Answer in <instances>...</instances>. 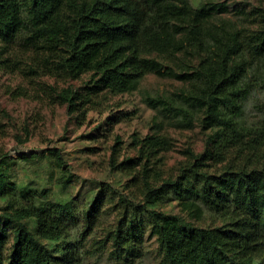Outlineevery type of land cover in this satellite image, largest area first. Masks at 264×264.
Wrapping results in <instances>:
<instances>
[{
    "label": "trees",
    "instance_id": "16d2710c",
    "mask_svg": "<svg viewBox=\"0 0 264 264\" xmlns=\"http://www.w3.org/2000/svg\"><path fill=\"white\" fill-rule=\"evenodd\" d=\"M224 11L190 0H0V41L30 42L48 74L70 83L54 93L78 124L106 112L103 126L120 122L112 98L137 91L148 74L183 85L143 98L154 131L131 137L135 153L120 159L115 139L109 167L127 177V194L101 181L80 207L77 197L16 181L13 162L1 158L0 264H83L105 205L117 220L102 243L123 264H140L146 234L164 264H264V117L244 119L247 100L264 92V9L237 21L219 17ZM165 121L209 132L202 152L187 150L166 173ZM48 155L65 165L59 149Z\"/></svg>",
    "mask_w": 264,
    "mask_h": 264
},
{
    "label": "rangeland",
    "instance_id": "374dc122",
    "mask_svg": "<svg viewBox=\"0 0 264 264\" xmlns=\"http://www.w3.org/2000/svg\"><path fill=\"white\" fill-rule=\"evenodd\" d=\"M190 1L194 6L207 2L223 4L226 11L219 17L235 21L255 7L264 9V0ZM0 59H6L0 64V159L7 157V162H13L10 170L16 181L47 187L58 199L77 197L79 206L91 193L94 183L103 181L119 191H126L120 185L127 182V177L112 172L109 167L115 139L123 142L120 159L126 153H135L127 145L131 137L154 131L151 127L156 113L143 102V98L147 95L165 96L183 86L174 79L148 74L141 80L137 91L112 98L114 105L122 104L120 108L115 107L125 113L120 122L103 126L106 112L102 115L89 113L85 122L78 124L66 106L57 102L54 93L55 89L70 83L48 74L42 56L30 42L21 38L11 44L0 41ZM263 102L264 92H256L247 100L244 114L247 125L256 124L264 117L261 112ZM160 118L157 116V121ZM90 133L94 135L89 137ZM159 133L170 143L162 154L166 173L186 159L187 150L202 152L209 132L202 131L196 124L191 128H180L165 121ZM52 148L60 150L64 166L59 167L49 157ZM17 153H24L27 160L19 159ZM166 209L178 212L171 205ZM116 220L115 208L105 205L84 243L83 264H123L113 257L111 245L102 243L106 233L116 225ZM79 222L75 229L78 232L83 227L82 217ZM140 261V264H164L156 237L145 235Z\"/></svg>",
    "mask_w": 264,
    "mask_h": 264
},
{
    "label": "built area",
    "instance_id": "2783aa9c",
    "mask_svg": "<svg viewBox=\"0 0 264 264\" xmlns=\"http://www.w3.org/2000/svg\"><path fill=\"white\" fill-rule=\"evenodd\" d=\"M13 152H15V151L13 150Z\"/></svg>",
    "mask_w": 264,
    "mask_h": 264
}]
</instances>
